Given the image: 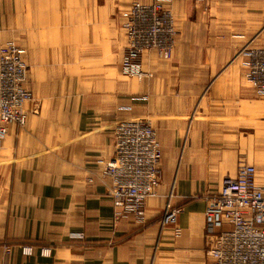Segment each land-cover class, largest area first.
<instances>
[{"label": "crops", "instance_id": "obj_1", "mask_svg": "<svg viewBox=\"0 0 264 264\" xmlns=\"http://www.w3.org/2000/svg\"><path fill=\"white\" fill-rule=\"evenodd\" d=\"M103 1L130 3L129 10L134 0ZM262 5L171 0L175 57L144 52L147 79L135 78L121 94L83 98L56 116L27 102L25 126L10 124L0 140V264H208L215 238L205 232L206 197L236 176L240 160L264 184L254 155L264 154V96L247 80L239 52L264 46ZM183 48L213 55L178 57ZM112 113L149 118L160 141L162 179L143 225L120 216L109 194L104 170L115 121L105 116ZM167 205L181 209L176 225L159 223Z\"/></svg>", "mask_w": 264, "mask_h": 264}, {"label": "built area", "instance_id": "obj_2", "mask_svg": "<svg viewBox=\"0 0 264 264\" xmlns=\"http://www.w3.org/2000/svg\"><path fill=\"white\" fill-rule=\"evenodd\" d=\"M170 1H133L123 23L127 40L121 62L124 75L149 77L142 66L146 51L154 50L162 59L172 57L178 31L166 7ZM241 54L247 80L264 96V46L246 45ZM27 69L15 42L0 41V140L10 124L25 126L27 122L26 104L34 100L26 86ZM146 97L132 95L134 99ZM105 117L115 121L114 154L104 170L109 194L120 216L133 225H143L147 199L156 195L162 179L157 131L149 118L122 120L114 113ZM206 200L205 232L215 238L205 252L208 264H264V184L257 182L256 167L240 160L236 176L227 177L220 191ZM180 211L167 205L159 218L161 226L176 225Z\"/></svg>", "mask_w": 264, "mask_h": 264}, {"label": "rangeland", "instance_id": "obj_3", "mask_svg": "<svg viewBox=\"0 0 264 264\" xmlns=\"http://www.w3.org/2000/svg\"><path fill=\"white\" fill-rule=\"evenodd\" d=\"M114 4L103 0H0V41L12 40L18 46L28 65L26 86L37 102L50 109V115L72 110L86 97L121 94L138 79L121 72L127 44L123 23L130 3ZM261 22L263 30L264 17ZM199 48H183L177 56L213 55ZM172 57L159 58L171 61ZM260 151L254 155L264 168Z\"/></svg>", "mask_w": 264, "mask_h": 264}]
</instances>
